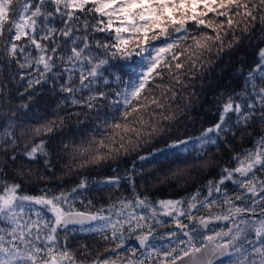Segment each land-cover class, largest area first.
<instances>
[{
  "label": "snow or ice",
  "instance_id": "obj_1",
  "mask_svg": "<svg viewBox=\"0 0 264 264\" xmlns=\"http://www.w3.org/2000/svg\"><path fill=\"white\" fill-rule=\"evenodd\" d=\"M0 41V67L11 71L14 63L24 70L11 76L24 82L22 102L0 111L6 119L0 128V264H213L216 256H227L228 264H264V0H0ZM135 57L141 68L135 79L109 73L112 61ZM234 58L236 71L247 70L243 86L225 84L213 97L216 119L197 135L168 143L172 124L184 117L195 122L189 109L200 97L195 91L183 96L194 87L185 77L203 80L217 62ZM110 75L120 90L111 89ZM46 83L59 94L55 108L22 112L31 111L36 86ZM4 91L0 84V95ZM178 95L187 101L180 115L169 111ZM73 117L78 125L91 121L95 134L77 140L78 129L69 139L66 121ZM161 139L176 158L195 153L196 161L155 177L151 189L201 171L215 175L187 196L150 195L144 169L131 160L121 172V163L131 154L143 161L163 151L138 152ZM213 149L231 163L211 164ZM85 169L96 175L80 176L69 191L49 186ZM38 184L40 194H31ZM124 185L131 196L108 205L106 215L103 208H75L80 189ZM165 217L178 230L166 234L175 242L157 246ZM213 221L229 223L216 231L209 227ZM77 233L102 242L103 253L93 256ZM133 237L139 246L125 254Z\"/></svg>",
  "mask_w": 264,
  "mask_h": 264
},
{
  "label": "trees",
  "instance_id": "obj_2",
  "mask_svg": "<svg viewBox=\"0 0 264 264\" xmlns=\"http://www.w3.org/2000/svg\"><path fill=\"white\" fill-rule=\"evenodd\" d=\"M15 3V0H14ZM5 44L3 41H0V58L3 57V48ZM34 55H36V50L31 49ZM243 54V53H241ZM227 61V57L224 58ZM255 62V57L251 55L249 51V55L246 57V63L248 65H252ZM140 58L135 57L132 60L124 61V60H114L111 62L113 67H109V73L122 75L123 80L127 82L130 78L135 79L136 76L141 72V68L139 67ZM238 61L234 58L232 63H221L217 62V65L213 68V70L207 72L205 78L203 80L199 78H192L191 74L185 77L186 82L191 79V83L194 87L189 88L188 91L183 93L184 97H187L188 92L195 91L196 94L200 97V101L197 102L196 107L194 109H189L191 115L195 118V122H190L187 117L181 118L179 120V124H172L173 132L171 136L167 137V142L171 143L172 140L179 137L181 139L190 135H197L202 126L206 127L209 123L213 122L216 119V107L215 100L213 99L216 93H219L225 84L231 86L236 90H239L243 86V78L246 75V71L244 73L236 71ZM199 65L194 69V72H199ZM15 71H24L18 70L17 66L13 63L11 65V71L7 65L0 67V84L5 86V91L3 95H0V111L7 113L9 109L14 108V106L19 105L22 100L18 93L24 91V82L17 84L12 81L11 76L12 72ZM27 71H34L33 69H28ZM56 71V69H54ZM108 74V73H106ZM18 79V77H17ZM110 85L111 89L120 90L117 87V84L113 82L114 75H110ZM159 83V81H157ZM167 83V81H164ZM201 83H203V88H201ZM102 86V85H101ZM179 93V89H177ZM37 95L34 100L31 102V111L28 109L21 110L22 112H28L29 115L32 112H36L37 109L39 113H44L47 109L51 111L55 108L56 103L58 102V93H54L52 91V84L46 83L42 85L36 86ZM152 94L159 95V90H154ZM87 95V93H85ZM148 95V93H146ZM27 97L25 95L24 102H26ZM186 99L180 98L178 95V100L176 102H172V107L169 111H176L177 115H180V110L184 108L186 103ZM78 108H69V112L78 111ZM148 111H152L149 108ZM159 111V110H157ZM167 114V112L165 113ZM64 115V113H61ZM145 118H147V113H145ZM83 119V117H81ZM43 121H35L34 123H42ZM6 123L5 118H0V128ZM94 125L91 121L87 123V126L78 125L76 122V118L73 117L70 120L66 121L65 132L69 139H72V135L78 129L80 134L76 136L77 140L82 138H89L91 135H94L93 132ZM245 147L250 146V142H246L244 144ZM161 149L163 151H157L152 156H148L147 159L141 161L135 159L136 154H131L128 157H124V161L121 163V172H123L124 167L130 166V161L135 160V163L138 167H142L147 176V185L146 188L149 189V194L157 197H176V196H187L196 191V189L203 184L208 178H211L215 175V170L212 172L201 171L198 174L193 173L192 175H187L186 179H172L168 185L161 187L159 191L151 189V185L156 182L155 177H164L165 175L171 176L174 171L177 169H184L187 165L196 161L195 153L192 154H180L179 158H176L172 155V150L165 147V140H157L153 141L150 144H146L143 148L138 150L140 155H147L149 151L152 149ZM209 161L211 164L219 163H228L229 155H225L223 160L220 159L218 154H215V149L209 152ZM62 166V165H61ZM107 169H104V172H107ZM56 175H61L60 171L57 170ZM95 176L94 172H90L89 169L81 170L79 173H73L70 176L64 178L63 181H49V186L52 184L56 185V190H65L69 191L74 184L78 181L80 176ZM43 187V184H38L37 188L31 190V194L38 195L40 194L39 189ZM228 187L230 189H234L235 185H232L228 182ZM80 195L73 200L75 208L80 211H90L97 212L100 209H104L102 214H108V205L112 204L119 197L125 196L130 197L131 191L127 185H124L120 189L111 188L107 191H98L94 188L89 189H80L78 190ZM141 192L145 191L144 188L140 189ZM203 195H206V190H201V198ZM92 201L91 205L88 204V201ZM239 203V202H238ZM218 210V207H215ZM219 211V210H218ZM218 211H212L213 213H219ZM208 213L204 210L195 212V215H207ZM2 223V221H0ZM78 242L84 243V241H88L95 244V248L99 243H96L91 238L90 234H84L81 238H76ZM103 249L105 245L102 243Z\"/></svg>",
  "mask_w": 264,
  "mask_h": 264
},
{
  "label": "flooded vegetation",
  "instance_id": "obj_3",
  "mask_svg": "<svg viewBox=\"0 0 264 264\" xmlns=\"http://www.w3.org/2000/svg\"><path fill=\"white\" fill-rule=\"evenodd\" d=\"M217 197H219L220 194H215ZM214 211H218L220 212V209L218 208V210L215 209V207H213ZM139 211V210H138ZM195 212H197L195 209L193 210V214H195ZM166 221L168 220L166 217L164 218ZM185 222H187L185 220ZM229 222L226 223H221L220 221L217 223H212L209 227L213 230L218 231L220 228L225 227ZM158 233L160 234V236H163V239H157L156 240V244L157 246L160 245H164L167 246L169 244H174L175 242V238H169L166 234L168 231H178L174 225H172L171 223H167L165 227L162 228H158L157 229ZM205 232V234H210L209 231L207 229L203 230ZM84 233H77L76 234V238H81L83 237ZM84 244H88L93 248V256H95L97 253H103V246H102V242L99 243L96 248H95V244L92 245V243H89L88 241H84ZM138 241L135 240V238H131L127 241V244L125 245V248L122 250L125 254H127V248L129 247H138ZM228 257L226 256L224 259L220 260L219 262L225 261L227 260ZM218 262V263H219ZM216 264V263H214Z\"/></svg>",
  "mask_w": 264,
  "mask_h": 264
},
{
  "label": "water",
  "instance_id": "obj_4",
  "mask_svg": "<svg viewBox=\"0 0 264 264\" xmlns=\"http://www.w3.org/2000/svg\"><path fill=\"white\" fill-rule=\"evenodd\" d=\"M217 222H219V221H213L212 223H217ZM220 222L226 223L227 221H220ZM225 257L226 256H216V257H213L212 258L213 259V264L219 262L220 260L224 259Z\"/></svg>",
  "mask_w": 264,
  "mask_h": 264
},
{
  "label": "rangeland",
  "instance_id": "obj_5",
  "mask_svg": "<svg viewBox=\"0 0 264 264\" xmlns=\"http://www.w3.org/2000/svg\"><path fill=\"white\" fill-rule=\"evenodd\" d=\"M203 211V210H202ZM212 211H214V209L212 208ZM206 212V211H205ZM50 215V214H49ZM167 218V217H166ZM168 220V222L170 223V218H167ZM229 259V258H228ZM228 259L227 260H225V261H222V262H219V263H216V264H228Z\"/></svg>",
  "mask_w": 264,
  "mask_h": 264
}]
</instances>
